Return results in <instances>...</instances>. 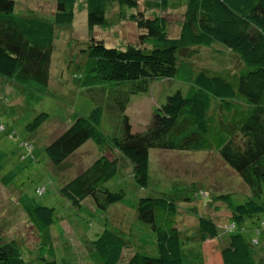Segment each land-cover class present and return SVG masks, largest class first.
<instances>
[{"label": "trees", "instance_id": "1", "mask_svg": "<svg viewBox=\"0 0 264 264\" xmlns=\"http://www.w3.org/2000/svg\"><path fill=\"white\" fill-rule=\"evenodd\" d=\"M75 1L54 0L48 18L22 14L14 10L15 0H0V76L18 84L46 85L54 26L71 24ZM113 1L116 18L135 24L138 41L120 49L105 47L90 37L83 82H113L114 104L106 102V108L114 111L121 124L118 133L106 139L98 130L102 106L97 104L44 146L53 165L67 160L87 140L100 150L58 192L73 207L89 199L96 210H106L124 196L121 189L112 191L106 186L116 174L117 153L129 161L131 176L141 188L147 185L150 149L213 153L251 192L250 196L235 191L211 196V201L220 202L229 213L227 224L221 226L226 235L217 249L219 257L211 261L207 255L213 251L206 254L202 250V240L217 236L211 219H206L211 225L208 234L200 236L199 249L192 253L174 225V199L143 196L131 208L136 219L152 230L155 254L133 252L125 264H259L254 251L264 243V201L258 200L264 182V0H143L140 10L138 0ZM108 2L84 0L89 33L94 26L110 24L105 18ZM176 8L181 9L178 30L167 36V20L159 12ZM148 10L151 13L146 16ZM171 83L176 85L169 88ZM92 89L91 98L103 105L105 87ZM139 95H152L155 101L148 107L143 129L132 131L125 112L131 103L140 108ZM131 97H135L133 102ZM46 118L40 112L25 127L35 130ZM195 195L202 200L208 197L201 189ZM26 217L39 232L37 247H43L41 235L53 224V207L36 205ZM246 219L252 223L249 240L241 233L247 228ZM18 243L0 237V264H31L18 249L26 247ZM87 243L89 257L98 264H118L127 247L123 235L106 227ZM45 245L51 252V244ZM37 258L43 264H56L54 256Z\"/></svg>", "mask_w": 264, "mask_h": 264}, {"label": "rangeland", "instance_id": "2", "mask_svg": "<svg viewBox=\"0 0 264 264\" xmlns=\"http://www.w3.org/2000/svg\"><path fill=\"white\" fill-rule=\"evenodd\" d=\"M15 2L14 10L22 14L37 13L49 18L54 9V0ZM143 7V0H138L139 10ZM180 10L159 12L167 20V36H174L178 30ZM116 11L115 2L109 0L105 18L110 24L107 28L94 26L89 33L84 0L75 1L71 24L54 26L46 85L32 81L18 84L0 76V237L5 241L14 239L16 244L23 243L26 249L23 246L18 249L21 255L31 259V264H43L37 258L42 254L47 259L54 256L56 264H98L87 253L90 251L87 240L106 227L126 238L127 247L122 249L118 261V264H125L133 252L155 254L152 230L148 224L136 219L131 205L139 197L159 196L174 199V225L180 237L188 242L185 248L192 253L199 249L198 239L207 233L210 225L207 220L211 219L217 236L202 240V250L206 254L213 251L207 256L214 261L218 256L217 249L224 243L226 233L221 226L227 224L229 213L220 202L211 201V196L233 191L250 196L251 192L213 153L150 149L147 185L143 188L135 184L129 161L117 153V171L106 186L112 191L121 189L124 196L106 210H96L89 204V199L83 200L79 207H73L58 192L60 186L95 159L100 150L93 141L87 140L67 160L53 165L43 152L44 146L75 117L86 116L97 104L102 106L98 130L107 136L106 139L116 135L121 124L114 111L106 108V102L114 104L112 98L116 88L113 82L102 83L104 85L83 82L89 62L86 46L90 37L101 40L105 47L120 49L138 41L135 24L117 19ZM150 13L148 10L145 15ZM202 57L207 58V54L203 53ZM175 85L171 83L169 88ZM96 86L106 89L103 105L91 98L92 88ZM134 98L131 97L130 102ZM138 98L140 108L131 103L125 112L132 131L143 129L148 107L155 101L152 95H139ZM40 112L47 114L46 120L35 130L27 129L26 124ZM200 189L208 196L205 200L193 196ZM258 200L264 201V182L260 184ZM36 205L53 207V224L41 235V244H51V252L44 249V245L37 247L39 232L30 226L26 217V212ZM245 221L247 228L241 233L249 240L252 223L249 219ZM254 258L264 264V243L254 251Z\"/></svg>", "mask_w": 264, "mask_h": 264}]
</instances>
